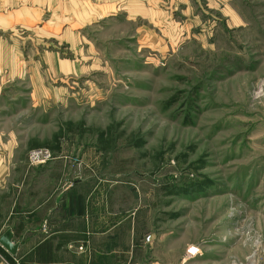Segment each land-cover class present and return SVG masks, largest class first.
Returning <instances> with one entry per match:
<instances>
[{"label":"rangeland","instance_id":"1","mask_svg":"<svg viewBox=\"0 0 264 264\" xmlns=\"http://www.w3.org/2000/svg\"><path fill=\"white\" fill-rule=\"evenodd\" d=\"M65 11L0 38L18 161L128 195L146 264H264V0Z\"/></svg>","mask_w":264,"mask_h":264},{"label":"crops","instance_id":"2","mask_svg":"<svg viewBox=\"0 0 264 264\" xmlns=\"http://www.w3.org/2000/svg\"><path fill=\"white\" fill-rule=\"evenodd\" d=\"M67 6H77V0H0V38L17 29L42 27L51 15L59 20ZM2 131L0 238L11 230L18 249L11 254L0 244V264H146L137 210L123 207L128 195L120 196L121 206H115L114 193L100 190L104 185L76 179L64 185L62 161L31 169L18 161L17 144L3 141ZM36 173L47 185L33 180Z\"/></svg>","mask_w":264,"mask_h":264},{"label":"water","instance_id":"3","mask_svg":"<svg viewBox=\"0 0 264 264\" xmlns=\"http://www.w3.org/2000/svg\"><path fill=\"white\" fill-rule=\"evenodd\" d=\"M13 234L9 230L0 238V244L11 254H16L18 246L12 242Z\"/></svg>","mask_w":264,"mask_h":264},{"label":"built area","instance_id":"4","mask_svg":"<svg viewBox=\"0 0 264 264\" xmlns=\"http://www.w3.org/2000/svg\"><path fill=\"white\" fill-rule=\"evenodd\" d=\"M149 239V238H148ZM189 253V255H191V256H193L194 255V252H192V251H190V252H188Z\"/></svg>","mask_w":264,"mask_h":264}]
</instances>
